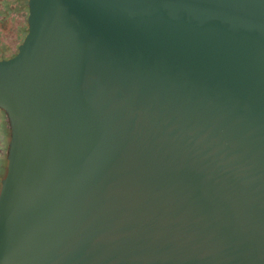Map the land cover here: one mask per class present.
I'll list each match as a JSON object with an SVG mask.
<instances>
[{
  "label": "water",
  "instance_id": "water-1",
  "mask_svg": "<svg viewBox=\"0 0 264 264\" xmlns=\"http://www.w3.org/2000/svg\"><path fill=\"white\" fill-rule=\"evenodd\" d=\"M28 6L0 264H264V0Z\"/></svg>",
  "mask_w": 264,
  "mask_h": 264
},
{
  "label": "rangeland",
  "instance_id": "rangeland-1",
  "mask_svg": "<svg viewBox=\"0 0 264 264\" xmlns=\"http://www.w3.org/2000/svg\"><path fill=\"white\" fill-rule=\"evenodd\" d=\"M28 15V0H0V59L10 58L18 52V46L28 32ZM8 126L6 113L0 109V148L2 149L8 143Z\"/></svg>",
  "mask_w": 264,
  "mask_h": 264
},
{
  "label": "flooded vegetation",
  "instance_id": "flooded-vegetation-1",
  "mask_svg": "<svg viewBox=\"0 0 264 264\" xmlns=\"http://www.w3.org/2000/svg\"><path fill=\"white\" fill-rule=\"evenodd\" d=\"M2 112L4 113L5 111L2 110ZM7 130L9 133L7 135V142H8L7 146L4 147V149L0 148V155H1L0 156V189H1V185H2V180L6 176L7 170H8V149H9V143H10V139H11V127L8 126Z\"/></svg>",
  "mask_w": 264,
  "mask_h": 264
}]
</instances>
